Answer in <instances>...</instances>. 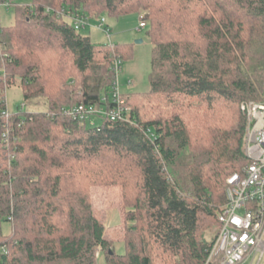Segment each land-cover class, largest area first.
<instances>
[{
  "label": "trees",
  "instance_id": "trees-1",
  "mask_svg": "<svg viewBox=\"0 0 264 264\" xmlns=\"http://www.w3.org/2000/svg\"><path fill=\"white\" fill-rule=\"evenodd\" d=\"M14 9V23L0 25V113L17 80L24 101L44 100L46 112L0 122L3 264H97L98 248L106 264H205L227 179L250 163L241 105L264 99V0H31ZM61 9L89 19L147 13L150 90L121 93L127 121L88 126L59 114L72 102L104 105L111 63L130 52L91 43L55 15ZM112 185L123 190L122 255L89 194Z\"/></svg>",
  "mask_w": 264,
  "mask_h": 264
},
{
  "label": "built area",
  "instance_id": "built-area-1",
  "mask_svg": "<svg viewBox=\"0 0 264 264\" xmlns=\"http://www.w3.org/2000/svg\"><path fill=\"white\" fill-rule=\"evenodd\" d=\"M1 5H6L3 3ZM0 5V6H1ZM48 12L50 9H47ZM55 15L71 20L75 31L85 28L88 17L78 12L61 9ZM139 28H145L143 16H139ZM105 20H99L97 29L102 30L110 43L111 35L108 28H103ZM121 60L115 58L110 66L113 74L111 93L102 98V106L74 104L62 109L59 114L74 121L95 126L94 118H105L109 121H127L130 109L125 105L119 91L118 76L121 73ZM131 86V82H127ZM247 121L245 134V154L250 163L244 174H232L226 183L225 204L218 214L220 224L215 242L208 252L205 264H240L247 256H261L264 253V99L260 102L249 101L241 105ZM10 113H0L1 120H8ZM7 133L2 134L6 138ZM6 254L4 248L1 255Z\"/></svg>",
  "mask_w": 264,
  "mask_h": 264
},
{
  "label": "rangeland",
  "instance_id": "rangeland-1",
  "mask_svg": "<svg viewBox=\"0 0 264 264\" xmlns=\"http://www.w3.org/2000/svg\"><path fill=\"white\" fill-rule=\"evenodd\" d=\"M6 5L0 6V25L9 26L14 23V7L28 6L31 0H5ZM11 4V5H10ZM147 13L140 11L138 14H129L119 18H109L100 15L98 18H90L85 28L79 32L82 36L89 38L93 44H109L105 33L96 28L99 20H105L103 28H108L111 35L110 43L125 44L129 47V55L125 57L121 66V73L118 76L119 91L121 93L147 94L150 90L149 76L151 72L152 45L146 35V27L139 28L142 15L145 18ZM147 23V22H146ZM52 58L49 62H52ZM131 86H127V82ZM5 103L9 113H15L19 110L24 112H46L44 100L36 102H25L19 80L7 86L5 90ZM72 102L70 105H74ZM126 105V104H125ZM127 106V105H126ZM131 109L130 106H127ZM95 123L101 122V118H94ZM90 200L94 217L104 226V239L112 243L114 252L117 255L124 253V235L125 223L124 213L125 205L123 202V190L120 185L99 186L89 189ZM99 197V198H98ZM2 233L7 235L11 231L9 223H2ZM264 242V236H263ZM97 264H106L103 253L98 248L95 253ZM240 264H264V253L259 256H247Z\"/></svg>",
  "mask_w": 264,
  "mask_h": 264
}]
</instances>
